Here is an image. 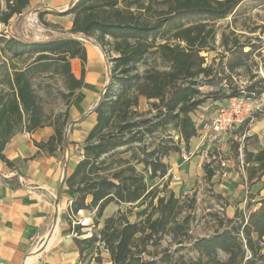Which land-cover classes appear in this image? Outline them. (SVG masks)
<instances>
[{
  "label": "trees",
  "instance_id": "16d2710c",
  "mask_svg": "<svg viewBox=\"0 0 264 264\" xmlns=\"http://www.w3.org/2000/svg\"><path fill=\"white\" fill-rule=\"evenodd\" d=\"M1 1L4 9L0 10V23L5 26L29 5V0ZM119 1H74L65 12L72 16L68 33H58L46 41L0 37V50L9 60L25 59L27 62L22 68L10 65L0 76V160L11 165L2 152L16 132L32 133L46 125L53 128V135L46 142H34V146L49 154L62 149L65 128L70 122L68 108L74 93L83 84L87 58L83 43L75 37L90 39L95 36L100 49L105 51L107 48V52L116 57L110 60L109 83L94 107L96 123L82 145L84 159L64 180L67 191L73 196L68 215L72 217L81 210H95L96 226L110 204H135L144 208L137 213V221L132 223L125 213L118 211L116 216L106 218L102 228L89 237L80 238L81 226L76 225L73 227L74 243L80 258L96 245L107 252L111 264H155L151 259L143 258L148 254L147 246L157 245L164 235H170L173 241L181 244L180 238L187 236L191 205L189 201L176 198L172 192L165 194L164 189H148L143 177L128 161L114 158L116 152L122 148L125 149L123 152L130 150L132 145L143 143L146 135L167 126L187 149L189 141L196 136L191 114L204 102L193 80L199 75L208 81H213L215 76L220 80L218 73L229 74L241 68L252 51L243 53L241 48L236 49L217 73L205 65V59L200 55L213 39L212 29L207 28L208 21L227 17L243 0L177 1L167 15L152 24L118 8ZM157 39L163 43L156 44ZM149 54H157L169 69L149 68L139 74L137 64ZM72 59L80 61L79 79L71 73ZM44 77L59 78L65 90L60 92L65 110L54 116L45 115L33 89V80ZM235 94L231 92L224 97ZM140 97L153 101L149 109L155 111V122H133L138 115L136 108ZM139 126L143 130L133 132ZM237 147L238 143L233 148L234 159L238 154ZM141 148L143 157L138 162L150 169V178L166 175L168 168L161 159L169 150L159 147L146 153L144 147ZM178 151L176 148L175 152ZM243 161L246 183L252 184L264 176V149L256 153L244 149ZM111 165H114L112 170ZM212 175L213 171L206 165V178L210 179ZM87 197H91L88 204ZM256 205L258 207L248 211L245 218L242 211H236L232 219L218 217L220 231L210 238L194 241L197 259L175 264H264V198ZM217 253L225 254L227 259L217 260ZM95 262L101 263L99 255Z\"/></svg>",
  "mask_w": 264,
  "mask_h": 264
},
{
  "label": "crops",
  "instance_id": "0c3cea01",
  "mask_svg": "<svg viewBox=\"0 0 264 264\" xmlns=\"http://www.w3.org/2000/svg\"><path fill=\"white\" fill-rule=\"evenodd\" d=\"M71 1L29 0V5L24 13L30 9L39 13L45 12L42 16L44 21L53 26L48 29L66 34L68 31L62 30L60 27L69 30L71 20L62 25L58 22L60 17L55 13L65 11L70 6ZM14 19L15 17L9 21L8 25ZM85 50L87 58L84 65L83 84L74 93L68 108L69 123L72 122V133L69 138L67 137L69 143L65 147L67 155L71 151V143L74 146L83 145L88 133L94 127L96 123L94 107L101 100L103 91L109 83V79L103 82L97 75L91 73L92 69H88L91 68L90 62L96 53L94 49L88 47H85ZM70 69L74 78L79 79L81 65L78 59L70 60ZM215 87L216 85L202 87L201 92H209ZM221 92L223 91L221 90ZM224 100V97L206 99L191 114L194 125L197 126L201 121L211 119L217 107ZM140 102H144V99L139 98ZM140 110L141 105H138L136 111L140 112ZM45 115L50 116L46 113ZM232 134L223 138L220 150L222 157L231 162L229 165L231 177L229 179L220 178L217 163L207 165L198 155L187 163H183L179 156V161L184 166L170 155L161 159V162L167 166V171L178 175L179 179V173L190 178L196 175L203 176V170H205L203 167L207 165L214 174L210 179L205 176L202 181L206 186L216 182V186L212 187V193L213 195L216 194V200L217 197L223 198L220 201L217 200L216 206L213 205V211L216 210L218 215V211L222 209L221 215H225L227 219H232L235 212L241 211L245 203L239 197V192L242 194L240 191L242 185L235 181L238 173L234 172L232 168L234 160L231 158L229 147L233 140ZM52 135L53 128L48 125L38 128L32 133L18 131L4 147L2 154L11 165L7 166L0 160V264H95L92 257L96 256L94 255L96 245L85 252V257L80 258L78 248L74 243L75 236L72 225L74 223L72 217L74 216L68 215V208L73 196L67 191L65 184L62 185V169L65 168L63 147L61 150L49 154L34 146V142H46ZM248 135L251 141L255 142L254 145H257L255 149L249 152L256 153L264 149V119L256 121L248 130ZM200 141L196 135L189 141L186 151H193L200 144ZM80 160L71 158L68 160L66 177L72 173ZM232 174L235 176L233 177ZM10 179H15V181H9ZM192 181L199 183L201 180L195 177ZM172 192L176 198H179L175 191ZM248 193L249 201L254 203V209H256L258 207L256 203L264 198V176L251 184ZM232 198L235 199V203L231 206L227 205L226 201ZM90 201L91 197H87L86 203L88 204ZM112 207V204L109 205V210H112ZM116 210L119 208L117 207ZM94 211L81 210L76 214L79 216L78 225L83 227L82 233L87 234L89 231L93 218L92 212ZM67 219H70V222ZM54 226L55 232L52 233ZM37 242L40 245L34 246ZM104 262L111 264L109 255L105 257Z\"/></svg>",
  "mask_w": 264,
  "mask_h": 264
},
{
  "label": "rangeland",
  "instance_id": "374dc122",
  "mask_svg": "<svg viewBox=\"0 0 264 264\" xmlns=\"http://www.w3.org/2000/svg\"><path fill=\"white\" fill-rule=\"evenodd\" d=\"M177 1L182 0H120L117 7L133 13L147 24H152L159 18L167 15V13H169L171 9L177 4ZM210 1L216 2L222 0ZM68 8L69 7H67V9ZM2 9H4V4L0 0V10ZM58 10L60 11L61 9L59 8ZM66 10L55 13L58 17H60L58 22L62 25L65 24L68 20H71L72 22V16L65 14ZM44 13L45 12L39 13L30 9L25 13L23 12L20 16L15 17V19L12 20L11 24H9L8 26L0 23V37L3 36L5 38H9L11 36H14L22 38L26 41L32 40L39 42L46 41L54 37L58 33L48 29L53 26L44 21L42 17ZM60 28L65 31L70 30H66L63 27ZM207 28L212 29L213 39L210 41L209 47L200 54L202 57H204L206 65L211 66L216 73L220 72V65L222 64L224 67L226 60L231 58V55L236 49L241 48L243 53H246L251 49L252 54L244 60V64L241 68L233 70L229 72V74L223 73V75L221 76L229 78L233 85L232 92L234 93H236L237 88L240 87L248 92L254 91L257 95L264 94V81L261 80L258 75L259 71L264 72V1L243 0L235 9V11L229 14L227 17L220 20L208 21ZM78 40L81 41L85 47L91 48L92 50L94 49L96 54L92 56V60L90 62L91 68L88 69H92V74L97 75L98 78H100L103 82H106V80L109 79L110 75V60L116 57V55L112 52H107V48L105 49V51H102L100 49V46L95 41V36L90 39L80 37L78 38ZM169 42L174 43V41L172 40H170ZM160 43H163V41L161 39H157L156 44ZM157 58V54H149L139 65L138 70L141 68H145L148 59H153L156 62ZM155 62L151 61L152 64H155ZM26 63L27 62L25 59L9 60L8 55H4L0 50V76L4 69L9 68L10 65H15L17 68H22ZM226 71L227 70H225V73ZM39 83L42 84L40 85ZM213 85H216V89L213 88L206 93L201 92L202 87ZM202 87L199 88V91L201 92V98L204 102L208 98L217 99L219 97L223 98L225 96V92L222 90V88H220L218 80H216V82L207 81ZM249 87H252V90H248ZM33 89L42 106L43 111L46 114L55 115L62 113L65 110L66 105L60 97V92H64L65 90L59 78L44 77L40 80L35 79L33 80ZM221 90L223 92H221ZM152 102L153 101H147L146 99H144V102L138 103V105H141V110L140 112H138V114L142 115L146 113V111L150 108ZM260 119L264 118L258 117L253 122L249 123L246 128H242L240 131L232 134L233 140L231 141L232 143L231 145H229V147L231 158L233 160V148L236 143H238V151L240 150L242 154L244 149L247 151H252L257 147V145H254L255 142L251 141V138L245 137L244 139H242L241 136L243 135L244 131L246 134V132L251 129L254 123L256 121H259ZM67 129V137L69 138L70 134L72 133V122L66 126L65 131ZM68 144L69 143L67 140V145ZM142 146L144 147L143 149H145L146 153L150 152L152 149H157L159 147L167 148L169 150L168 155L173 156L175 160H177L179 164H181V162L179 161V154L181 149H184L186 151L185 145H179V143L176 144L174 135L172 134V129L167 126L162 130L156 131L152 135H146L144 137L143 143L132 145L130 150H127L126 152H123L125 150L123 148L119 149L116 152L114 158L124 159L128 161L129 164L134 167L135 172L143 177V181L148 189H164L165 194L175 191L176 195H179L178 197L181 201H189L191 205V219L189 222V227L187 229V236L180 238L182 240L181 244L173 241L170 235H164L157 245L147 246L148 254L143 255V258L146 260L151 259L155 262V264H175V262L181 261H195L197 259V253L193 247L194 241L202 237L210 238L216 232L220 231L218 219V217L220 216L217 215L216 210L213 211V205L216 206L217 200L220 201V199L223 198L217 197L216 200V194L213 195L212 193V187L216 186V182L212 183L211 185H205V183L202 181V179H205V170H203V176H195L196 179L201 180L199 183L198 181H192L195 177L190 178L178 172L180 174L179 181L175 182L168 178L165 182L161 183L162 187H160V183L158 181L159 178H150V173L148 172L147 168H145L142 163L138 162L143 157L141 148ZM176 148L179 149L178 152H175ZM63 155L65 168L62 170H65L66 177V163L70 158L73 160L81 159L82 145L79 144L77 146H74L73 143H71V151H69L67 155V149L64 148ZM110 168L111 170L114 169V165H111ZM203 168L205 169V167ZM244 175L246 177V171L244 172ZM232 176L234 177L235 175L232 174ZM243 178L244 177L241 174H238L235 181L237 182V184L242 185V188L240 190L242 191V194L241 192H239V197H241V201L245 200L242 210L247 213L250 210H254V203L249 201V193H245L249 191L251 184L245 183ZM228 181L232 182L231 180ZM201 188L202 190H200ZM160 194L163 193L161 192ZM233 203H235V199L233 198L226 201V204L230 206ZM112 205V210H109V205L105 208L102 217L97 221L96 226H94L95 211L92 212L93 218L92 223L89 227V231H87V234L82 233L81 229L83 227H81V229H79L80 233L82 234L80 238L89 237L92 233H97L102 228L103 221L108 217L116 216L118 211L125 213V216L129 222H136L137 213L144 208V206L139 208L135 206V204H122L119 206L115 204ZM116 206L119 208V210H116ZM186 211L188 212L189 210L186 209ZM222 216L224 220L227 219L225 215ZM78 220V215L72 217V221L75 223H72L73 227L79 224ZM73 235L75 236L76 234L73 233ZM39 245L40 243L37 242V244H35L34 246ZM93 247H95V245ZM94 255L96 256H93L92 259L95 264H98L95 262V258L98 255H101L102 257V261L100 264H105L104 259L108 254L105 250H103L102 247L96 248ZM164 255L169 257L165 258ZM216 258L219 261H225L227 259V256L223 253H217Z\"/></svg>",
  "mask_w": 264,
  "mask_h": 264
},
{
  "label": "built area",
  "instance_id": "2783aa9c",
  "mask_svg": "<svg viewBox=\"0 0 264 264\" xmlns=\"http://www.w3.org/2000/svg\"><path fill=\"white\" fill-rule=\"evenodd\" d=\"M147 56H145L146 58ZM144 58V59H145ZM144 59L137 64V71L139 74H142L145 70L149 68H155L158 71H167L169 69L168 65L163 63L161 59L158 57L155 60L148 59L147 64L144 69H139V65L144 61ZM155 62V64H152ZM206 65V63H205ZM204 65V66H205ZM207 66V65H206ZM259 77L261 80L264 81V72H258ZM218 78H220L219 86L225 92V95H229L233 91V85L229 78L222 77L217 74ZM197 83V86L200 88L204 85L208 79L204 78L202 75H199L193 80ZM216 82V76L213 80ZM104 93V91H103ZM103 95V94H102ZM224 102L221 103L214 112V115L209 120L201 121L196 127V135L200 138V144L193 150V151H185L184 149L180 150V159L183 163L189 162L194 156H200L204 160L205 164L212 165L213 163H217L218 166V174L221 179H229L231 177V172L229 169V165L231 164L230 160L227 158L222 157L220 154L221 144L223 142V138L226 135H231L237 131H240L242 128H246L249 123L253 122L258 117L264 118V94L257 95L254 91H246L242 88H237L236 94L231 97H225ZM155 111L148 109L146 113L142 115H136L133 118V122L138 123L141 120H148L150 122H155L154 120ZM143 127L139 126L135 131H142ZM174 135V140L179 143V145H183L184 143L178 139V136L175 132H172ZM245 137H249L248 131L241 136L242 139ZM237 157L234 159L233 162V169L234 172L241 174L244 178L246 183V177L244 175L245 172V165L243 161V154L237 147ZM84 159L81 156V160ZM148 172L150 173V169L147 168ZM168 178L172 181H179V176L172 174L170 171H167L166 175L159 178L160 187H162L163 182H165ZM246 194L248 192H245ZM245 201V200H244ZM243 216L245 218L246 213L244 210ZM218 216L222 217L220 209ZM223 218V217H222Z\"/></svg>",
  "mask_w": 264,
  "mask_h": 264
},
{
  "label": "water",
  "instance_id": "95a60500",
  "mask_svg": "<svg viewBox=\"0 0 264 264\" xmlns=\"http://www.w3.org/2000/svg\"><path fill=\"white\" fill-rule=\"evenodd\" d=\"M73 2V0L71 1V3ZM70 3V4H71ZM76 39L80 38V37H75ZM67 133H68V129L64 132L63 135V149L67 146ZM65 178V170H63V175H62V185L64 184V179ZM56 226V225H55Z\"/></svg>",
  "mask_w": 264,
  "mask_h": 264
},
{
  "label": "bare ground",
  "instance_id": "6f19581e",
  "mask_svg": "<svg viewBox=\"0 0 264 264\" xmlns=\"http://www.w3.org/2000/svg\"><path fill=\"white\" fill-rule=\"evenodd\" d=\"M54 232H55V226L53 227V231H52V233H54ZM52 233H51V234H52Z\"/></svg>",
  "mask_w": 264,
  "mask_h": 264
}]
</instances>
